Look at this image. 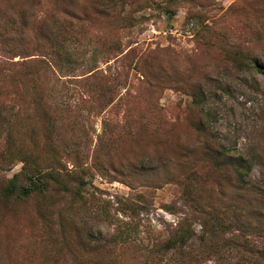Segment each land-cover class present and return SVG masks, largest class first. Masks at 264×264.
I'll list each match as a JSON object with an SVG mask.
<instances>
[{
	"label": "rangeland",
	"instance_id": "obj_1",
	"mask_svg": "<svg viewBox=\"0 0 264 264\" xmlns=\"http://www.w3.org/2000/svg\"><path fill=\"white\" fill-rule=\"evenodd\" d=\"M56 21L76 26L50 37L60 50L36 30ZM21 23L35 27L2 60L52 51L59 80L21 91L28 106L0 88V264H146L178 227L193 264H264V205L247 217L251 196L211 159H243L264 191V0H0V26ZM24 167L49 191L7 198ZM192 167L225 195L210 216L175 184ZM229 202L247 230L219 227Z\"/></svg>",
	"mask_w": 264,
	"mask_h": 264
},
{
	"label": "trees",
	"instance_id": "obj_2",
	"mask_svg": "<svg viewBox=\"0 0 264 264\" xmlns=\"http://www.w3.org/2000/svg\"><path fill=\"white\" fill-rule=\"evenodd\" d=\"M65 15L68 19H73L77 21V25L80 24V19L76 16L72 15L70 12H65ZM51 16H54L52 14ZM60 30H56L58 27ZM35 27V26H34ZM28 28L26 23H21L19 27H13L12 29H7L4 26H0V88H3L5 94L2 99V102L7 104H13V102H20L22 105H32L38 101V99H34L30 97L28 100L23 99L21 95V91H25L30 88L31 90L37 91L42 88H45L49 85L53 86L58 83V76L56 73L52 71V68H56L57 62L53 61L52 51L49 56L46 54V59H32L29 61H22L18 63L9 62L5 63L2 58L5 57L6 54L10 53V49L6 48V42H14L17 43L19 40L23 39L26 35V31L30 29V31L34 28ZM76 26H72L71 24L66 25H58V21L55 22V27L49 28L48 26H43V24H37L38 31L43 29L45 33L46 40H48L49 46L54 50L57 48L61 49L60 43L57 41H53L50 37H57L59 34H67V30L76 29ZM93 70H91L92 72ZM90 72V73H91ZM92 78L93 75L91 76ZM9 91H15V98L12 99L9 96ZM46 100L43 98V101ZM21 112V110L17 111V113ZM0 115L2 112L0 111ZM6 117H11L9 113H6ZM211 159L215 167L222 168L228 170L232 176L233 182L239 186L241 189H244L245 192L249 193L251 196L248 198L245 203V208L243 209V213L249 217L251 209H248L247 206H261L264 205V191H260L258 189L252 188L250 183L246 181V176L250 171V166L246 161L239 157H235L232 155H224L218 154L217 152H212ZM25 165L27 164V160L24 161ZM23 170L27 175V186H18L15 183V180H12L10 184L5 189V196L7 198H20L27 199L30 198L34 194H43L49 191V183L45 181L48 179L50 174H42L39 170H33L32 168ZM175 184L181 189L183 197L187 200L194 211L197 209L204 216H210L204 208L207 210L210 209L214 211V207L208 204L210 200H217L221 197H225L223 192H221L219 183H209L207 178L201 175L196 169L185 168L183 172L176 177ZM233 186V185H231ZM236 208L232 205L231 202L226 207V216L230 218L225 219L224 223H218L219 227L224 229H231L233 231L247 230L249 225H246L240 221L237 216ZM191 221V220H190ZM193 221V219H192ZM236 225V226H235ZM180 226V225H179ZM238 227V228H237ZM229 232V231H228ZM192 231L190 227L180 228L178 227L175 231L171 232L168 239L159 245L153 246L151 249L145 252L146 255V264H193L196 262L195 255L191 252H182V247H184L189 240L192 239ZM215 238V237H214ZM204 242H207L206 239ZM204 250H207L212 253L218 251L220 246L216 243H212L211 246H205ZM205 251V253L207 252Z\"/></svg>",
	"mask_w": 264,
	"mask_h": 264
}]
</instances>
